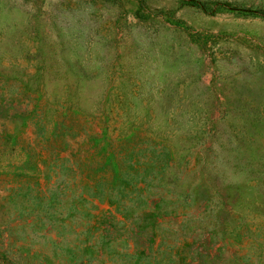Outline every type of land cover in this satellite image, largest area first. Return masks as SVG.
Wrapping results in <instances>:
<instances>
[{"label": "rangeland", "instance_id": "rangeland-1", "mask_svg": "<svg viewBox=\"0 0 264 264\" xmlns=\"http://www.w3.org/2000/svg\"><path fill=\"white\" fill-rule=\"evenodd\" d=\"M188 1L0 0V264H264V0Z\"/></svg>", "mask_w": 264, "mask_h": 264}, {"label": "trees", "instance_id": "trees-1", "mask_svg": "<svg viewBox=\"0 0 264 264\" xmlns=\"http://www.w3.org/2000/svg\"><path fill=\"white\" fill-rule=\"evenodd\" d=\"M185 4H187V5H191V4L198 5L199 2H196V1H194V0H191V1L186 2ZM257 11H258V10H257ZM0 256L4 258V255H3L2 253H0ZM4 259H5V258H4ZM6 259H7V258H6ZM8 264H14V262L11 261L10 259H8Z\"/></svg>", "mask_w": 264, "mask_h": 264}]
</instances>
